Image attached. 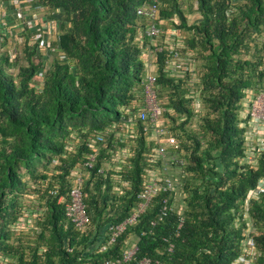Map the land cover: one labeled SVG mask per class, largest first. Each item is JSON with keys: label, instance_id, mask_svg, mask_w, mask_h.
Returning <instances> with one entry per match:
<instances>
[{"label": "trees", "instance_id": "obj_1", "mask_svg": "<svg viewBox=\"0 0 264 264\" xmlns=\"http://www.w3.org/2000/svg\"><path fill=\"white\" fill-rule=\"evenodd\" d=\"M152 3L155 21L138 14ZM27 5L31 14L21 9L17 24L23 49L12 59L4 41L17 9L0 0V264H108L130 248L123 264H264V191L255 192L264 149L248 114L264 90V0ZM191 13L198 17L189 22ZM151 22L160 29L154 39L145 36ZM48 23L55 29L46 36ZM155 41L161 51L149 73L143 55ZM175 52L182 70L167 65ZM149 74L162 136L176 141L168 157L181 164L167 172L174 189L109 243L110 228L132 215L162 168L149 161L153 130L137 118ZM74 186L88 216L82 228L66 210Z\"/></svg>", "mask_w": 264, "mask_h": 264}, {"label": "built area", "instance_id": "obj_2", "mask_svg": "<svg viewBox=\"0 0 264 264\" xmlns=\"http://www.w3.org/2000/svg\"><path fill=\"white\" fill-rule=\"evenodd\" d=\"M30 1V0H29ZM20 2V1H19ZM14 3V1H13ZM15 6V4H14ZM16 7V6H15ZM16 9H18L16 7ZM16 16L19 18H23V14L20 10H16ZM138 14L145 15L150 17L151 21H155L156 19V6L154 3L151 4L147 9H140ZM37 19L32 17L28 21H26V25L29 28H35L37 25ZM55 27L53 23H48L46 26V36L51 31H54ZM160 35L159 27L151 22L148 28L145 31V36L154 39ZM45 36V37H46ZM37 40V37H33ZM43 45V42H42ZM154 48H146L148 54H154L156 52H160L161 48L154 45ZM177 53H173L172 58L167 62L168 66H171L174 70H182V64L177 60ZM154 78L152 75H147L145 88H144V107L137 114V118L140 119L141 122H144L143 131L148 132L151 128L153 131V139L158 142V146L155 149L153 156L149 159L151 162L160 161L162 163V168H160V176L151 172L150 178L147 180L144 189L137 195V199L139 200V204L132 215L124 220L119 225L110 228L112 232L109 243H113L116 237L122 233L127 225H131L136 218L145 212L146 208L150 204V201L153 197L157 196L160 192L166 193L170 192L175 187V179L168 172L170 166H177L181 164V162L174 157H168L167 150L171 147L176 146V141L173 137L170 136H162L164 134L159 128V118L163 112V109L159 106L157 102V94L153 87ZM248 114L255 123V134L259 135V140L257 143L262 149H264V90H262L254 99H252L250 108L248 110ZM127 123H131V118L127 120ZM154 164V163H153ZM77 184L81 183V179H77ZM264 180L262 184L255 191L256 193H261L264 191L263 186ZM167 199L164 200L163 204L167 205ZM67 215L71 218L72 222L78 228H82L84 225L88 223V216L86 212L85 205L82 201V192L80 190V186H74L70 193V202L66 206ZM161 217H165L167 214V207L164 206L162 209ZM182 222V221H181ZM247 245L249 246V252L251 256H254L253 248L254 243L253 240H248ZM136 248H130L127 250L122 259H118L115 262H110L108 264H123L131 259L135 252ZM138 264H157L152 262L149 259H142L138 262ZM235 264H239V262H235ZM245 264H251L247 262Z\"/></svg>", "mask_w": 264, "mask_h": 264}, {"label": "rangeland", "instance_id": "obj_3", "mask_svg": "<svg viewBox=\"0 0 264 264\" xmlns=\"http://www.w3.org/2000/svg\"><path fill=\"white\" fill-rule=\"evenodd\" d=\"M13 1H14V3H13ZM28 1L19 2V0H11L12 4L13 5L15 4V6L18 8L17 10H20V12H21V9H23L24 11L29 10V11H26V14L29 15L30 8H31V7H29L30 5H27L26 8L23 7V3L28 2ZM194 9H195V5H194ZM27 12H29V13H27ZM4 14H5V12L2 11V15H4ZM36 15H37L36 16L37 21L40 22L41 21V17H42V13L39 12ZM22 16H23V18H19V17L16 16V18L18 19V21H14V23H11L12 26H8V29H7L8 36H7V39L4 41L5 42V46H7V49L10 50L9 53L11 54V58L12 59L14 58V55H15V49H16V51H20L21 49H23V42H22V37H21V35H22V33H21L22 29H21L20 26L17 25L18 22H19V20L20 19H24V17L27 16V15L23 14ZM197 17H198V15L195 14V13L188 14V18H189L188 20H189V22L194 21ZM4 22H6V20ZM33 37H37L38 38V36H33ZM33 37H30L29 42H28L29 45H33V43H35L37 41ZM159 43L160 42L155 41L154 45H156L157 47H160L159 46ZM40 46H42V43L40 44ZM154 47L155 46H153V48ZM196 106H198V105H196ZM198 110H200V107L198 108ZM242 116H245V113L244 112H243ZM249 157L251 158L250 160H252L253 157L252 156H249ZM154 174H157L158 176L161 175L160 174V170L157 169V167L154 170Z\"/></svg>", "mask_w": 264, "mask_h": 264}, {"label": "clouds", "instance_id": "obj_4", "mask_svg": "<svg viewBox=\"0 0 264 264\" xmlns=\"http://www.w3.org/2000/svg\"><path fill=\"white\" fill-rule=\"evenodd\" d=\"M139 11V10H138ZM146 48H148V47H146ZM146 48H145V52H144V55H143V58H144V60H146L147 58H150V60H153V57H152V55L153 54H148V52L146 51ZM150 48V47H149ZM146 57V58H145ZM150 62H152V61H150ZM146 63V62H145ZM146 65H147V68H148V71H149V73L150 72H152L153 70H149V65H148V63H146ZM154 66V65H153ZM143 108H141L140 110H142ZM139 110V111H140ZM139 113V112H138Z\"/></svg>", "mask_w": 264, "mask_h": 264}, {"label": "crops", "instance_id": "obj_5", "mask_svg": "<svg viewBox=\"0 0 264 264\" xmlns=\"http://www.w3.org/2000/svg\"><path fill=\"white\" fill-rule=\"evenodd\" d=\"M31 18H32V17H31ZM145 58H146V57H145ZM151 61H152V60H151ZM145 62L148 63V65H149V70H153V69H154L153 63L150 62V58H147V59L145 60Z\"/></svg>", "mask_w": 264, "mask_h": 264}]
</instances>
